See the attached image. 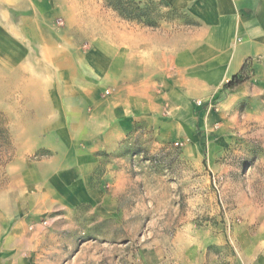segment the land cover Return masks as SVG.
<instances>
[{"label": "rangeland", "instance_id": "1", "mask_svg": "<svg viewBox=\"0 0 264 264\" xmlns=\"http://www.w3.org/2000/svg\"><path fill=\"white\" fill-rule=\"evenodd\" d=\"M138 1L140 6H148L156 17H161V23L172 26L191 23L181 12L163 8L160 0ZM63 2L42 0L41 6L60 5L62 13L77 14V27L84 30L85 39L99 32L111 33L108 27L128 26V21L106 7L104 0H72L66 8L61 7ZM130 23L140 25L137 20ZM54 26H63L61 19L55 18ZM8 47L6 56L10 60L21 52L17 46ZM67 47V53H72L76 61L82 52L85 55L94 46ZM107 50L112 53L111 49ZM34 54L33 49L29 51L24 65L34 67L45 86V81L55 78L58 69L44 68ZM73 71L76 80L87 77L86 67H73ZM245 73L248 79L247 66ZM18 79L21 81L16 70L11 67L6 70L0 65L3 115L11 108H43L58 103V94L42 85L40 97L33 84H27L29 97L19 96L17 87L22 83L18 84ZM106 80L110 83L109 78ZM110 85L105 86L101 96L112 92L106 88ZM250 88L254 95L243 97L246 93L239 92L232 103L226 100L231 93L223 89L207 100L200 93L193 95L189 102L198 105L201 101L203 108L198 112L197 123L186 122L180 132L167 125L170 117L164 106L160 110L165 124L159 129L138 119L114 151L97 152L101 156L100 165L91 183L100 189L103 197L98 193L94 201L73 207L62 203L34 215L22 216L16 211L6 221V213L11 214L10 208L14 206L12 182H17L16 175L23 164L16 157V145L19 137L35 133L9 131L8 144L0 140V196L8 193V200L0 202V214H4L0 215V242L14 232L26 237L34 231L30 225L46 220V225H42L46 252L39 258L30 257L36 250L23 246L16 264H178L182 256L188 264H232L239 254L253 251L263 254L264 97L255 96V79L250 82ZM79 103L80 108L86 105ZM21 110L10 116L16 126L28 117ZM44 117L37 115V120ZM79 117L74 114L73 122L80 121ZM78 133L82 132H70L74 136ZM75 143L73 148L84 145ZM49 154L39 149L25 159H40ZM13 252L7 255L10 262ZM3 254L6 258V253Z\"/></svg>", "mask_w": 264, "mask_h": 264}, {"label": "crops", "instance_id": "2", "mask_svg": "<svg viewBox=\"0 0 264 264\" xmlns=\"http://www.w3.org/2000/svg\"><path fill=\"white\" fill-rule=\"evenodd\" d=\"M41 1L0 0V65L19 73L21 81L18 79L17 83L22 84L17 87L18 95L29 97L27 84H33L39 97L41 85L58 94V103L50 106L11 108L4 113L9 131L35 132L19 137L16 145V157L23 164L16 175L17 182H12L14 206L10 208L11 214L6 213V221L16 211L22 216L34 215L62 203L73 207L94 201L100 191L91 183L100 165L97 152L114 151L138 119L159 129L165 124L161 119L162 106L170 117L167 125L176 131L180 132L186 122L195 125L203 107L189 102L193 95L200 93L202 99L212 98L244 63L250 69V77L227 90L231 93L227 103L234 102L239 92L246 93L243 97L254 95L250 88L253 79L255 96L264 97V0H165L191 23L172 26L159 22L158 27L148 28L128 21V26L108 27L111 33L99 32L90 39L82 37L84 30L77 27V14L62 13L60 5L43 8ZM62 4L66 8L72 0ZM57 17L63 26H54ZM8 46H17L21 52L10 60L6 56ZM67 46L94 47L85 55L82 52L76 62L72 53H67ZM32 49L33 57L44 68L58 69L54 80L45 81V86L35 68L24 65ZM78 66L87 68L85 79L74 78L73 67ZM107 84H111L106 88L112 92L101 96ZM79 102H85V107L80 108ZM19 110L28 117L16 126L10 116ZM74 114L80 116V121L73 122ZM37 115L46 117L37 120ZM71 131L82 133L74 136ZM75 141L84 145L73 148ZM39 149L50 154L25 159ZM2 194L1 203L8 200V193ZM39 202H43L42 207ZM30 226L34 231L28 236L14 232L0 242V264H16L23 246L36 250L30 257L39 258L46 252L42 230L45 226ZM9 251H14L11 262L7 257ZM188 263L184 256L179 258L178 264ZM232 264H264V252L239 254Z\"/></svg>", "mask_w": 264, "mask_h": 264}, {"label": "trees", "instance_id": "3", "mask_svg": "<svg viewBox=\"0 0 264 264\" xmlns=\"http://www.w3.org/2000/svg\"><path fill=\"white\" fill-rule=\"evenodd\" d=\"M106 7L110 8L119 17L126 21L137 20L142 27L156 28L159 26L160 18L150 10L146 5L140 6L138 0H104ZM160 5L166 8L168 11H175L171 9L165 0H160ZM246 64L242 66L240 71L233 75L226 83L223 85V90L232 89L235 86L241 84L247 79L245 73ZM8 122L3 113L0 112V140L8 144Z\"/></svg>", "mask_w": 264, "mask_h": 264}, {"label": "built area", "instance_id": "4", "mask_svg": "<svg viewBox=\"0 0 264 264\" xmlns=\"http://www.w3.org/2000/svg\"><path fill=\"white\" fill-rule=\"evenodd\" d=\"M197 103H198V105L202 104L201 101H198ZM46 223H47L46 220H42V221L40 222V224H42V225H46Z\"/></svg>", "mask_w": 264, "mask_h": 264}]
</instances>
